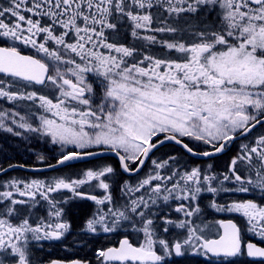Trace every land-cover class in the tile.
<instances>
[{
	"label": "snow or ice",
	"instance_id": "6c2138e0",
	"mask_svg": "<svg viewBox=\"0 0 264 264\" xmlns=\"http://www.w3.org/2000/svg\"><path fill=\"white\" fill-rule=\"evenodd\" d=\"M0 102V131L59 152L32 171L92 162L0 182V264H91L36 255L74 201L96 264H264V0H0Z\"/></svg>",
	"mask_w": 264,
	"mask_h": 264
},
{
	"label": "flooded vegetation",
	"instance_id": "af4514ba",
	"mask_svg": "<svg viewBox=\"0 0 264 264\" xmlns=\"http://www.w3.org/2000/svg\"><path fill=\"white\" fill-rule=\"evenodd\" d=\"M25 54H34L29 49H23ZM0 106L11 107L10 105H3L0 102ZM9 142L12 144H16L14 147L15 151H19V154L24 158V160L15 161L12 164H23L29 169H14L10 170L9 173L0 175V182H3L12 177H18L22 179L29 178H45L56 175H64L71 174L80 170L81 168L92 167V162L88 160L83 161H75L73 164L75 167L69 168L68 166H62L61 170L47 169L42 172H34L33 168H41L43 165L38 160V156L43 155L46 157L45 164L51 162L55 163V157L59 155L58 150L53 151L54 146L44 143L41 140H37L35 137L30 136L29 134H25L23 137L11 136L9 138ZM236 146L234 145L232 149L228 152L220 155L219 157L206 159L204 161H200L197 158H192L194 162L206 164L212 163L215 168L218 170H223L225 165L227 164L229 158L235 153ZM173 151L171 146H166L161 149V152H169ZM160 155V153H157ZM7 167V166H5ZM242 198L254 199L257 202H260L262 197L259 192L249 193V194H241ZM207 198H205L202 203L203 205H207ZM91 202L86 201H74L72 204L68 206V219L73 225V233L69 235L67 240L64 243L61 242H43L42 247L38 246L36 249V255L40 259L47 261L48 259H80L87 258L91 264H96L95 256L93 255V248L99 247L102 244L110 243V240L100 239L98 243L89 244L87 247H84L82 250L79 246L73 245L70 249L68 245L72 244V242L78 239L79 236V228L82 225L83 221L87 218V216L92 211ZM231 218L237 223H242V218L237 215L224 216L222 214H217L208 210V214L206 216V220L211 222L214 219H228ZM253 242L260 244L261 242L258 238H251ZM264 246V244H261ZM181 261V264H196V259L193 257L189 258H177ZM243 264H248L249 258H242Z\"/></svg>",
	"mask_w": 264,
	"mask_h": 264
},
{
	"label": "rangeland",
	"instance_id": "374dc122",
	"mask_svg": "<svg viewBox=\"0 0 264 264\" xmlns=\"http://www.w3.org/2000/svg\"><path fill=\"white\" fill-rule=\"evenodd\" d=\"M11 134L0 131V164L7 166L8 162H15L24 160V158L19 154V151H15L14 147L16 144L9 142Z\"/></svg>",
	"mask_w": 264,
	"mask_h": 264
},
{
	"label": "water",
	"instance_id": "95a60500",
	"mask_svg": "<svg viewBox=\"0 0 264 264\" xmlns=\"http://www.w3.org/2000/svg\"><path fill=\"white\" fill-rule=\"evenodd\" d=\"M15 169H29V168L25 167V168H15ZM11 170H14V169H11Z\"/></svg>",
	"mask_w": 264,
	"mask_h": 264
}]
</instances>
